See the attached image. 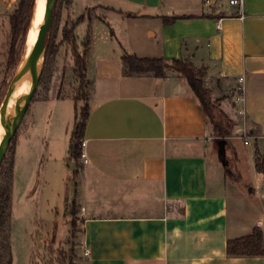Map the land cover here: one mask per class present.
Wrapping results in <instances>:
<instances>
[{"label":"crops","instance_id":"crops-1","mask_svg":"<svg viewBox=\"0 0 264 264\" xmlns=\"http://www.w3.org/2000/svg\"><path fill=\"white\" fill-rule=\"evenodd\" d=\"M17 1L0 0V17ZM83 2L84 11L102 10L99 18L139 20L141 30L125 36L120 27L121 49L90 55L87 76L93 63L101 82L89 90L84 135L89 162L81 161L76 176L82 264H264V255L227 252L229 240L257 226L264 233V171L253 165L250 199L236 188L237 180L211 177L212 131L189 81L177 75L125 76L122 60L125 53L194 60L205 80H220L232 91L233 115L225 99L222 108L241 119L236 127L250 134L255 160L257 150L264 159V0H244L242 7L207 6L204 0ZM76 3L72 0L71 12ZM172 16L182 18L166 25L163 18ZM59 123L46 135L54 144L47 151L53 161L58 142H65L59 134L66 121L61 117ZM233 144L232 150L226 142V154H233L240 172L238 164L250 151ZM228 190L243 199L231 202Z\"/></svg>","mask_w":264,"mask_h":264},{"label":"rangeland","instance_id":"rangeland-1","mask_svg":"<svg viewBox=\"0 0 264 264\" xmlns=\"http://www.w3.org/2000/svg\"><path fill=\"white\" fill-rule=\"evenodd\" d=\"M18 3L19 1L10 8L8 16L3 15L0 17V105L16 72L24 48L22 42H19L14 55L11 56L10 15L14 12ZM84 6L83 0H77V3L72 6L71 12L70 5L57 4L56 0L54 8V13L56 12L55 28H59L56 39L59 42L62 39L60 30L65 21H75L81 14H86L85 21L77 25L75 35L77 36V50L80 52L84 48L83 41L88 33L93 35L94 41L91 40L90 43L88 63L91 53L96 58L97 56H107L116 49H121L120 37L117 35V30L120 27L123 29L122 34L125 36L131 29L141 30L139 20L127 18L120 20L117 16L114 18H99L97 14L104 13L102 10L88 9L84 11ZM55 28L54 31L56 32L57 29ZM54 31H50L48 40L54 34ZM30 32L31 28L28 37ZM184 60L189 62L198 73L201 71L198 77L203 82V88L207 94L206 101L213 103L210 108L212 119L209 117V123L213 136L214 152H217L216 141L218 138L212 122L214 120L220 122L223 116H228L235 124L231 135L225 139L227 146L232 150L233 148L236 149L233 144V142H236L239 146L245 147V140L249 138V133L238 130L236 126L241 122V119L230 117V114H226L221 105L223 99L227 100L229 105L227 108L229 107L231 116L233 115L232 91L223 89L220 80L218 82L205 80L203 67L202 69L199 66L196 67L194 60L193 62L188 58ZM74 69L73 46L66 42L61 46L50 69L44 77L41 76L29 108L18 126L0 165L1 185L10 174L12 151L14 148H18L16 169L14 167L9 227L12 264H82L83 261L82 228L78 217V209L76 214L70 212L71 204L75 198L73 176L70 174L74 168V162L70 160L71 140L81 107L84 105L82 100H76L72 97L79 84ZM168 75L180 76L174 70H169ZM88 78L90 80L89 90L92 86L93 88L96 86V82L97 84L101 82L97 79L93 63L90 64ZM59 93L67 95V97L58 101L57 95ZM61 117L66 123L61 128L63 133L59 134V138L65 142L61 140L58 142V160L53 161L48 159L47 151L48 146L52 149L54 144L48 141L46 135L52 129H57V126L61 124L59 123ZM245 133L248 134V137L244 136ZM254 147V144L251 146L246 144V148L250 153L247 158L244 157L242 162L240 161V164H238L240 172L236 169L238 168L236 167L237 161L233 154L229 156L227 152L229 159V165L227 166L220 156L216 155L217 153L214 154L212 150H209L211 177L216 179L225 175V178L230 182L234 181L231 179L237 180L240 184L236 185V188L241 190L243 197H249L250 199L253 177L250 171L256 163L255 156L252 154ZM228 194L231 202L236 203L237 200L243 199L236 196L234 190H228ZM8 257V250L0 247V264H7Z\"/></svg>","mask_w":264,"mask_h":264},{"label":"trees","instance_id":"trees-1","mask_svg":"<svg viewBox=\"0 0 264 264\" xmlns=\"http://www.w3.org/2000/svg\"><path fill=\"white\" fill-rule=\"evenodd\" d=\"M35 0H19L14 12L10 15V26H11V56L14 55L17 48V44L22 42L23 47L26 41V36L30 26L32 17V11ZM63 3L67 5L72 4V0H57V4ZM56 13V12H55ZM53 15V21L51 30L54 31L56 25V14ZM131 15V14H129ZM181 16L164 17V23L170 25L174 23ZM85 19L84 15H81L75 21H65L61 28L62 39L57 42L58 27L55 29L54 34L47 41L46 48V60L42 76L50 69V66L55 62V59L61 49V46L68 42L72 44L75 57V75L78 78L77 91L72 94V97L76 100H82L84 105L81 107L79 118L76 121L75 129L72 133L71 140V159L75 162V168L72 173V180L74 185V192L76 191V176L78 175L79 168L81 167V153H82V142L84 140L87 120L90 114L89 106V86L90 80L87 76L88 69V55L91 43L90 33L85 37L83 41L84 48L80 52L77 50V36L75 35V28L79 22ZM54 26V27H53ZM50 30V31H51ZM50 35V34H49ZM123 60V74L125 76H142V75H153L158 78H165L168 76L169 70L178 72L180 76L185 77L191 84L194 92L201 100L204 106L205 113L208 118L210 115V108L213 103L206 101V91L203 88V82L198 77L201 71L198 73L189 62L182 58L168 59L163 56L150 57V56H139L137 54L125 53L122 57ZM58 98H65L67 95L59 93ZM212 119V117H211ZM214 130L217 133V148H219V142L225 140L232 133L235 126L232 119L228 116H223L220 122H212ZM250 135V134H249ZM227 142V141H226ZM230 144V143H229ZM15 148L12 151L11 167L9 177L4 183L0 185V247L7 249L9 257L7 264H12L11 244H10V217H11V202H12V186L14 180V162H15ZM256 167L258 171H264V159L261 157L259 151L256 152ZM70 212L72 214L77 213V201L74 198L71 204ZM264 233L260 227H255L253 232L247 236L240 238L231 239L227 243V252L231 256H247V255H264Z\"/></svg>","mask_w":264,"mask_h":264},{"label":"water","instance_id":"water-1","mask_svg":"<svg viewBox=\"0 0 264 264\" xmlns=\"http://www.w3.org/2000/svg\"><path fill=\"white\" fill-rule=\"evenodd\" d=\"M37 1L38 0H35L34 2L28 33L37 9ZM55 5L56 0H46L43 20L39 25L36 39L29 52H27V33L21 59L17 65L16 72L11 79L6 95L0 105V122L5 127V134L0 143V165L39 85L44 70L47 41L52 26ZM26 78L30 79L31 88L21 96L16 97L15 106L8 111L10 100L14 96L17 86ZM219 156L224 164L228 166L229 160L227 159L226 154V140H221L219 142Z\"/></svg>","mask_w":264,"mask_h":264},{"label":"bare ground","instance_id":"bare-ground-1","mask_svg":"<svg viewBox=\"0 0 264 264\" xmlns=\"http://www.w3.org/2000/svg\"><path fill=\"white\" fill-rule=\"evenodd\" d=\"M37 9L35 11L33 23L31 26V32L27 39V52L31 49L35 39L36 35L38 33L39 25L41 21L43 20L44 11H45V5L46 0H38ZM31 88V81L29 78H26L21 84H19L15 90L14 96L11 98L8 111L13 108L16 104V97L21 96L23 93L27 92ZM5 134V127L0 122V143L2 141L3 135Z\"/></svg>","mask_w":264,"mask_h":264},{"label":"built area","instance_id":"built-area-1","mask_svg":"<svg viewBox=\"0 0 264 264\" xmlns=\"http://www.w3.org/2000/svg\"><path fill=\"white\" fill-rule=\"evenodd\" d=\"M217 2H219V3L227 2V4H229L231 6L242 7L244 0H204L205 5H207V6H214L215 3H217ZM222 21H223V18H219L217 20V29H219V30L222 28ZM242 80H243V77L240 78V81H242ZM240 89L242 90V87ZM240 99H241V97L237 98L238 101ZM247 135H248L247 133L244 134L245 137H248ZM248 143H249V140L246 139L245 140V144H248ZM85 146H86V141L83 140V142H82L83 150H82V153H81V159L86 164V163L89 162V159H88L87 153L85 151ZM87 254H88V251L86 250L85 251V255H87Z\"/></svg>","mask_w":264,"mask_h":264}]
</instances>
